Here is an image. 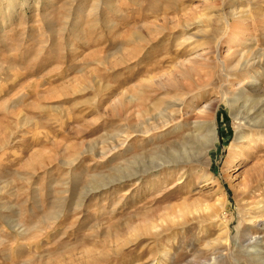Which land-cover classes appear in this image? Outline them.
Here are the masks:
<instances>
[{
  "label": "rangeland",
  "instance_id": "374dc122",
  "mask_svg": "<svg viewBox=\"0 0 264 264\" xmlns=\"http://www.w3.org/2000/svg\"><path fill=\"white\" fill-rule=\"evenodd\" d=\"M263 162L264 0H0V264H254Z\"/></svg>",
  "mask_w": 264,
  "mask_h": 264
},
{
  "label": "bare ground",
  "instance_id": "6f19581e",
  "mask_svg": "<svg viewBox=\"0 0 264 264\" xmlns=\"http://www.w3.org/2000/svg\"><path fill=\"white\" fill-rule=\"evenodd\" d=\"M234 102H235V100H232V103H231L230 106H233ZM174 106H178V105L175 104ZM159 116L161 117V119H165L166 118V115L164 113H159ZM234 116H235V114H234ZM247 118H249V117H247ZM248 120H249V122L239 121V123H240L239 124L240 131L237 132L236 141H241L240 142L241 143V147H244V149H249L250 150L252 148V146H254V145H253V143L250 140H246L245 141V138H247V137L243 136V132H244L243 130L245 128H249L250 129L252 127V125L250 123L253 122V123L258 124V121L254 120V119H253V121L251 119H248ZM171 125H173V124H171ZM189 134H187V136H189ZM191 136H192V138H195L197 140V144H199L197 146V149H196L195 152L188 153L186 151V149L183 148L177 154H175L173 152L169 153V155L162 160L163 162L160 165H158V167L161 168L162 166L177 165L179 162L181 163L182 161H186L187 162L192 157L201 156L207 150H209L212 146H214L215 143L217 142V139H218L217 131L215 129L214 124H212V123H210V125H209L208 134L206 136H201L200 134L193 135L192 133L190 134V137ZM179 146H181V145H179ZM253 155H255V153H253V152H249V151L241 152V156L242 157L250 158ZM259 165H260L259 163L256 164V167L254 168V174L258 175V176H262L264 174V162H263V164L261 166H259ZM205 178H206V181H207L204 184L205 186L216 183V180L211 175H205ZM251 182H252V180H251ZM246 187H247L246 192L248 191L249 194L250 193L253 194V191H254L253 188L255 186L253 187L250 184V185H246ZM254 203L250 204L251 209H257L259 212H263L264 207H263V205L260 206V204H262V202L257 201L255 204ZM249 224L253 225L254 227H256L257 230L261 229L264 232V217L263 216L262 217H260V216H252V218H250V220H249ZM257 235H259V234H253L251 231L250 232L247 231V232L244 233V237L246 238L245 242L247 244L244 245V246H241V245L238 244V239H236V240L233 241V245H234L235 248H239L240 247L244 252H246L253 259L254 264H264V251H262L263 249H262L261 240H259V238H256ZM218 263H219V257L213 258L212 264H218Z\"/></svg>",
  "mask_w": 264,
  "mask_h": 264
}]
</instances>
